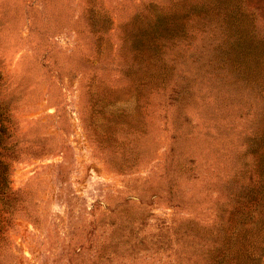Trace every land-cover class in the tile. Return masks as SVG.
I'll list each match as a JSON object with an SVG mask.
<instances>
[{
    "label": "rangeland",
    "instance_id": "374dc122",
    "mask_svg": "<svg viewBox=\"0 0 264 264\" xmlns=\"http://www.w3.org/2000/svg\"><path fill=\"white\" fill-rule=\"evenodd\" d=\"M261 202L264 0H0V264H211Z\"/></svg>",
    "mask_w": 264,
    "mask_h": 264
},
{
    "label": "trees",
    "instance_id": "16d2710c",
    "mask_svg": "<svg viewBox=\"0 0 264 264\" xmlns=\"http://www.w3.org/2000/svg\"><path fill=\"white\" fill-rule=\"evenodd\" d=\"M264 206V203L261 202ZM258 231L246 233L240 231H226L216 235L219 247L214 251L211 264H255L259 260L258 250L264 246Z\"/></svg>",
    "mask_w": 264,
    "mask_h": 264
}]
</instances>
